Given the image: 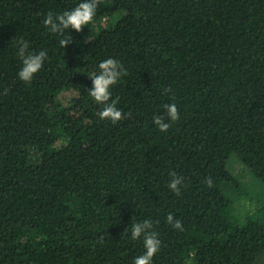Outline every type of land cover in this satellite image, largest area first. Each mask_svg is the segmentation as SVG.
I'll list each match as a JSON object with an SVG mask.
<instances>
[{
  "label": "trees",
  "instance_id": "obj_1",
  "mask_svg": "<svg viewBox=\"0 0 264 264\" xmlns=\"http://www.w3.org/2000/svg\"><path fill=\"white\" fill-rule=\"evenodd\" d=\"M81 2L0 0V264H133L145 250L131 226L146 219L152 264H260L264 201L236 210L248 194L228 163L264 185V0H99L63 49L42 21ZM19 39L47 51L30 83ZM108 58L127 70L110 88L115 124L88 95ZM173 102L160 132L153 117Z\"/></svg>",
  "mask_w": 264,
  "mask_h": 264
},
{
  "label": "clouds",
  "instance_id": "obj_2",
  "mask_svg": "<svg viewBox=\"0 0 264 264\" xmlns=\"http://www.w3.org/2000/svg\"><path fill=\"white\" fill-rule=\"evenodd\" d=\"M99 5V0H83L72 10L64 11L61 14L54 15L49 12L46 18L42 21L43 25L50 29L51 33L59 34L62 38L59 40L61 48L72 43V37L67 35L69 29L79 33L85 25L90 24L96 15V10ZM15 40V37L12 39ZM17 55L22 62V67L18 72V78L25 82L30 83L33 76L38 73L43 67L44 61L47 58V51L42 50L38 53L29 52V44L23 39L16 40ZM127 75V70L123 68L122 64L114 59L108 58L101 61L97 69L94 70L89 79L91 80V88L88 90V95L103 107L96 115L101 120H110L113 124L119 122L121 119L126 118L125 114L119 110L116 105L118 100L111 99L110 88L117 84L119 79ZM170 89H165V92ZM5 95L7 89H5ZM111 102L109 103V101ZM179 119V109L177 105L168 103L164 105V113L153 117V123L160 132H167L171 127L170 122H175ZM171 179L168 183V188L180 195V185L183 184L184 178L178 176L174 171L169 173ZM208 188L213 187L211 177H206L204 180ZM166 222L174 229L183 231L182 221L174 218L173 214H168ZM123 234H127V228ZM143 237V254L137 256L133 264H152V258L159 251L161 241L158 239V233L153 230V222L151 220H144L142 222L133 223L131 226V239L136 240ZM102 242V238L101 241ZM260 264H264V256L259 258Z\"/></svg>",
  "mask_w": 264,
  "mask_h": 264
},
{
  "label": "rangeland",
  "instance_id": "obj_3",
  "mask_svg": "<svg viewBox=\"0 0 264 264\" xmlns=\"http://www.w3.org/2000/svg\"><path fill=\"white\" fill-rule=\"evenodd\" d=\"M72 96V93L64 92L59 98L64 104H66ZM228 167L248 194V199L235 201L237 204L236 210L239 213L249 211L252 212L264 201V185L254 178L252 173L243 164H241L235 156H232L229 160ZM235 203H233V205H235Z\"/></svg>",
  "mask_w": 264,
  "mask_h": 264
}]
</instances>
